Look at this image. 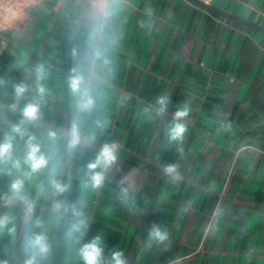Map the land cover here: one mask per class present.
Masks as SVG:
<instances>
[{
  "label": "crops",
  "instance_id": "1",
  "mask_svg": "<svg viewBox=\"0 0 264 264\" xmlns=\"http://www.w3.org/2000/svg\"><path fill=\"white\" fill-rule=\"evenodd\" d=\"M95 3L42 0L0 31V142L24 121L0 162V216L15 228L0 232V264H25L26 234L49 244L37 264H82L66 235L79 219L85 242L99 235L127 264H264V32L190 0H108L109 16ZM212 4L264 28V0ZM30 103L34 122L23 116ZM181 108L186 131L171 141ZM30 137L48 164L26 176ZM105 144L115 160L96 169L94 189L87 165ZM156 224L169 239L148 248Z\"/></svg>",
  "mask_w": 264,
  "mask_h": 264
},
{
  "label": "clouds",
  "instance_id": "2",
  "mask_svg": "<svg viewBox=\"0 0 264 264\" xmlns=\"http://www.w3.org/2000/svg\"><path fill=\"white\" fill-rule=\"evenodd\" d=\"M93 7L97 10V15L103 14V16L111 15L109 8L111 7L108 0H96ZM21 13L16 10L9 8L7 13L3 16L2 22H0V28L10 26L11 20L18 18ZM37 74L39 78H43V67L37 69ZM68 86L73 94L80 93L81 89V77L79 75H74L69 78ZM39 91L44 92V88L40 87ZM25 92L23 86H17L16 95L19 97ZM84 95H87L84 93ZM167 98L162 97L159 100L161 105V111L167 105ZM91 99L86 100L83 104V108H88L91 105ZM39 115V104L30 103L23 109V116L29 122H34L38 119ZM188 115L187 108L178 109L173 115V122L168 129L169 139L171 141L182 140L183 135L186 131L185 124L182 119ZM24 121H21L18 125H13L11 127V134L7 135L3 142H0V162H6L11 160L13 152V139L14 135H24L22 129ZM50 136H54L55 133H49ZM33 138L28 140V151L24 157V163L30 168V172L25 173V175H31L36 173L38 170L44 168L48 164V158L41 153L39 144L33 143ZM79 143V138L75 126L73 127V140L72 145ZM115 160V145L105 144L96 156V159L87 165L89 180L92 188H99L104 179L103 171H96L98 168H107ZM13 167L19 168V161L14 162ZM53 171H55L53 169ZM166 171L168 173H175V166H168ZM55 184V182L53 181ZM87 186V185H86ZM11 191L13 195L19 196L23 190V181L15 180L11 183ZM55 187L63 192L64 188L59 184H55ZM60 205L57 204L56 208L59 209ZM75 215L80 217L82 213L76 212ZM12 223V218L8 215L0 216V232L8 230L9 232H15V228H9ZM67 238L72 245H79L77 252L82 264H127V260L124 253L119 249H112L107 252L103 241L99 235L92 238L91 240L85 242V237L87 235V225L83 219H79L78 222L73 223L67 232ZM169 239V233L162 229L158 224L153 225L149 232L146 247L151 248L154 244L166 246L165 242ZM25 251L29 258L26 260L25 264H37V259L45 258L50 251L49 244L47 243L43 235H27L26 234V245Z\"/></svg>",
  "mask_w": 264,
  "mask_h": 264
},
{
  "label": "built area",
  "instance_id": "3",
  "mask_svg": "<svg viewBox=\"0 0 264 264\" xmlns=\"http://www.w3.org/2000/svg\"><path fill=\"white\" fill-rule=\"evenodd\" d=\"M42 0H0V22H2L3 16L7 13L9 8L14 11L18 10L21 15L18 18L12 19L10 26L0 28L3 30H17L21 24H23V17L28 14L29 9L41 2ZM208 4H212L213 0H203Z\"/></svg>",
  "mask_w": 264,
  "mask_h": 264
},
{
  "label": "water",
  "instance_id": "4",
  "mask_svg": "<svg viewBox=\"0 0 264 264\" xmlns=\"http://www.w3.org/2000/svg\"><path fill=\"white\" fill-rule=\"evenodd\" d=\"M190 1L193 2V3H195V4H197V5H199V6H201V7L206 8V9H208V10H211V11H213V12H216V13H219V14H221V15H223V16H226V17H228V18L234 19V20L239 21V22L244 23V24L251 25V26H253V27H255V28H258V29L261 30L262 32H264V28H262V27L259 26L258 24H255V23H253L252 21L247 20V19H245V18H241V17H239V16H236V15H234V14H231L230 12L221 9V8H219L218 6L214 5V4H208V3H206V2L203 1V0H190Z\"/></svg>",
  "mask_w": 264,
  "mask_h": 264
}]
</instances>
